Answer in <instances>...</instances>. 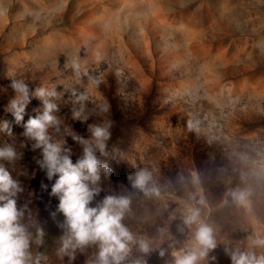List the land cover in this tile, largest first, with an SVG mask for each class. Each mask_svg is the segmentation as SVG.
Returning <instances> with one entry per match:
<instances>
[{"label": "rangeland", "instance_id": "obj_1", "mask_svg": "<svg viewBox=\"0 0 264 264\" xmlns=\"http://www.w3.org/2000/svg\"><path fill=\"white\" fill-rule=\"evenodd\" d=\"M77 54L99 85L87 77L76 83L65 68ZM12 79L33 91L52 83L62 84L58 91L70 85L87 91L88 121L72 119L80 105L66 93L57 101L60 133L50 130L67 139L74 161L82 146L69 133L88 138L87 124L113 122L106 154L97 153L112 175H101L92 204L109 194L128 196L123 222L151 244L148 253L134 247L124 264L137 257L173 264L172 252L192 243L195 225L183 223L191 205L215 230L217 246L199 264H231L226 248L247 249L250 237L264 236V0H0V122L13 131H0V147L23 153L0 163L23 189L17 196L23 223L33 234L45 231L33 255L68 264L57 256L64 217L50 215L58 205L49 195L54 181L35 163L39 150H31L22 123L6 112ZM41 103L31 98L24 121ZM189 120L197 130H188ZM141 169L152 173L159 196L132 188L127 176ZM237 188L250 193L245 205L226 195ZM201 196L204 204L197 203ZM97 251L95 245L77 251L73 264H92Z\"/></svg>", "mask_w": 264, "mask_h": 264}, {"label": "clouds", "instance_id": "obj_2", "mask_svg": "<svg viewBox=\"0 0 264 264\" xmlns=\"http://www.w3.org/2000/svg\"><path fill=\"white\" fill-rule=\"evenodd\" d=\"M97 59H100L98 56ZM65 68H70L74 80L79 83L87 77L91 85H99L98 78L88 74L82 68L79 55L72 56ZM60 83L48 86H37L33 91L29 83L23 79H12L10 87L15 95L9 100L6 112L11 113L17 124L23 126L22 135L31 143V150H39V157H33L39 169L44 172L46 179L51 183L50 196L58 199L55 211L50 215L55 218L62 214L64 220L60 223L62 235L59 237L57 256L63 259L68 257V264H73L77 251H83L90 245L98 249L92 264H124L133 248L142 253L151 250L150 240L134 234L123 222L130 211L131 199L125 195H105L103 199L92 202L99 195L98 186L101 175L111 176L112 169L102 163L97 153L106 154L108 141L112 137V121L100 124H87L89 137L71 132L73 141L82 146V154L73 160V149L67 139L60 133L61 119L57 115L61 111L58 100L65 97L72 98L78 109L72 110V119L82 123L89 117L84 115L86 102L89 101L87 91H80L74 85L62 91L57 90ZM32 97L38 98L42 103L33 109L35 115L24 121L26 107ZM102 111H108L107 105L101 106ZM188 130H197L196 125L189 120ZM0 131L7 135L13 134L11 123L7 120L0 122ZM26 146V145H25ZM23 153H18L12 144L0 147V160L14 163L21 159ZM132 188L142 191L146 196H159V189L152 183V173L141 169L127 176ZM195 182V179H194ZM41 189L47 190L48 184L41 181ZM23 189L20 182L15 179L5 164L0 163V264H47L46 254L32 253V245L44 244L45 231L37 227L35 234L29 231L23 223L24 208L18 206L17 196ZM193 194V199L195 200ZM226 195L231 196L237 204L245 205L250 195L246 189L229 190ZM204 204L203 196L197 201ZM183 223L191 228L195 225L192 243L179 251H173V264H199L209 249L216 245L215 230L201 219L200 208L195 205L187 207V214ZM257 248H264V236L249 238L247 249H225L230 257L231 264H264V252L257 253ZM165 249H160V255H165ZM132 264H145L142 257H137Z\"/></svg>", "mask_w": 264, "mask_h": 264}]
</instances>
